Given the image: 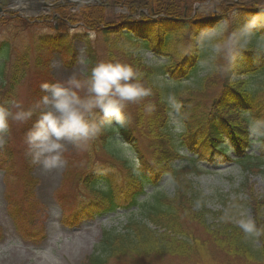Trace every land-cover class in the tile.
Segmentation results:
<instances>
[{"label": "trees", "instance_id": "1", "mask_svg": "<svg viewBox=\"0 0 264 264\" xmlns=\"http://www.w3.org/2000/svg\"><path fill=\"white\" fill-rule=\"evenodd\" d=\"M206 3L103 0L76 14L58 12L89 34L84 38L85 79L98 62L114 60L136 68L141 83L151 89V95L127 106L125 126H105L82 148L72 147L77 158L66 164V172L78 174L74 186H82L89 197L86 204L72 208L74 219L117 210L136 215L121 231L103 230L81 264H264V199L247 189L255 231L246 233L237 224L241 202L228 201L221 211L212 212L206 208L208 198L191 180L203 170L199 163L226 162L246 174L264 173V0ZM117 7L126 14L108 13ZM29 28L16 15L0 17V30L14 39ZM246 38L263 42L241 46ZM40 42L51 51L72 52L63 35ZM10 47L7 39L0 44V103L14 100L22 80L30 81L27 52L12 60ZM140 50L165 62L147 65ZM39 65L36 60L35 67ZM35 82L31 88L40 100L44 81ZM28 126L18 130L23 150L28 148ZM11 127L10 120L8 132L0 135V170L7 208L17 223L22 206L33 205L35 180L31 160L14 156L12 145L19 135H12ZM253 144L258 155L251 152ZM127 150L133 156H127ZM229 150L233 158H227ZM14 160L15 172L10 166ZM165 178L168 194L158 188ZM12 184L21 190L20 200ZM25 221L30 225V219Z\"/></svg>", "mask_w": 264, "mask_h": 264}, {"label": "rangeland", "instance_id": "2", "mask_svg": "<svg viewBox=\"0 0 264 264\" xmlns=\"http://www.w3.org/2000/svg\"><path fill=\"white\" fill-rule=\"evenodd\" d=\"M83 2L91 3L89 0H79L78 5ZM120 13H123L122 9L117 8L115 14ZM52 15V12L38 14L35 17H48L47 20H44V22H48L47 25L37 19L38 23L31 25L28 30L18 31L19 34L15 39L10 32L0 30V44L5 39L8 40L11 45L10 58L12 60L24 52H27L29 56L30 67L27 77L30 78V81L28 83L26 79L22 80L14 99L19 101L25 110L34 107L39 101L38 97L33 95V88L36 87L32 84L36 80L52 84L64 82L72 75H76L82 80L85 79L84 38L89 34L85 35L87 32L81 28H58L57 24H53L56 28L54 32L61 31L63 35L67 36L72 52L68 55L63 49L51 51L49 46H42L40 40L55 35L50 27L52 23L50 16ZM26 16L33 17L30 14H26ZM90 38L94 37L91 35ZM255 43L256 40L252 38L240 42L241 46H257ZM139 55L147 65L156 66L164 62V59L156 57L149 51L141 50ZM36 60L40 63L37 67H35ZM258 81L260 80H253L254 83ZM80 95H85V92L81 91ZM34 122L33 117L31 121L25 123L11 121L12 135L17 133L18 136V130L27 125H29V130ZM17 139L14 141L15 145H12L16 149L14 153H17L14 156L31 160L28 148L23 150L20 146L21 136L19 135ZM255 148L257 149V145ZM71 155L72 157H70ZM126 155L133 156V153L127 150ZM231 156L232 151L229 150L227 157ZM63 157L66 161L64 167L52 171H44L40 165L31 162L30 175L35 180L30 194V201L33 202V205L22 206L18 216V219L22 220H16L17 223L14 222L10 210L7 208L4 196V174L0 171V264H81L93 252L103 230L121 231L128 219L136 218V215L128 214V212L116 211L111 215H97L92 218L83 216L74 219L75 213L72 215V208L86 204L88 197L82 186H74L78 174L71 176L72 171L66 172V164L73 160L76 161L77 158L72 152L71 146L65 151ZM16 162L17 160H14L10 164V166L13 165L14 172L18 169ZM76 165L77 162H74L73 167ZM181 165L186 166V163L183 162ZM199 166L203 168L201 174L193 175L191 180L197 189L208 198L206 208L212 212L221 211L224 203L237 199L243 204L237 224L240 225L241 221L253 223L250 209L246 206L248 201L246 192L249 189L254 197L260 200L264 199V173L260 171L246 174L232 163L229 165L222 163L220 166L200 163ZM11 180L14 182L16 177L12 176ZM245 184L246 186L243 188ZM12 186L16 187L17 185L12 184ZM158 188L162 193H170L167 179L163 180ZM14 191L15 199L20 200L21 190L16 187ZM27 218L31 221L30 225L25 221Z\"/></svg>", "mask_w": 264, "mask_h": 264}, {"label": "clouds", "instance_id": "3", "mask_svg": "<svg viewBox=\"0 0 264 264\" xmlns=\"http://www.w3.org/2000/svg\"><path fill=\"white\" fill-rule=\"evenodd\" d=\"M141 77L130 64L102 60L84 80L72 75L64 82H44L40 88L45 95L32 108L25 110L15 100L0 103V135L8 132L10 120L25 123L36 115L26 134L31 162L44 171L61 169L66 163L63 154L69 146L82 148L105 126L126 125L127 106L151 95ZM81 91L85 95H80ZM240 227L246 233L255 231L251 221H241Z\"/></svg>", "mask_w": 264, "mask_h": 264}, {"label": "flooded vegetation", "instance_id": "4", "mask_svg": "<svg viewBox=\"0 0 264 264\" xmlns=\"http://www.w3.org/2000/svg\"><path fill=\"white\" fill-rule=\"evenodd\" d=\"M10 1L12 2L13 0H8L7 5ZM35 1H41V0H35ZM46 1L48 2V4H51V6H53L54 8H57L58 6H66L63 5L64 0H46Z\"/></svg>", "mask_w": 264, "mask_h": 264}]
</instances>
